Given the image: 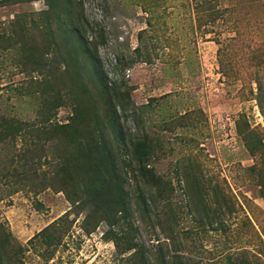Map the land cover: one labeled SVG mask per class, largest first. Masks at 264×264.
Here are the masks:
<instances>
[{"label": "rangeland", "instance_id": "rangeland-1", "mask_svg": "<svg viewBox=\"0 0 264 264\" xmlns=\"http://www.w3.org/2000/svg\"><path fill=\"white\" fill-rule=\"evenodd\" d=\"M0 1V123L39 119L43 97L57 90L84 97L89 122L116 104L122 133L153 143L162 180L147 214L145 185L132 177L129 219L96 220L66 191L43 188L45 159L32 186L22 173L31 154L23 130L0 144V171L13 172L6 183L0 177V239L9 235L0 264H130L129 237L152 263L183 252L194 264H264V113L250 92L264 71V0ZM67 24H79L75 32L98 54L115 92L105 105H93L88 66L84 91L73 86L79 76L65 73L61 54L84 49ZM72 110L65 102L50 118L67 122ZM257 139L256 153L248 143Z\"/></svg>", "mask_w": 264, "mask_h": 264}, {"label": "trees", "instance_id": "trees-1", "mask_svg": "<svg viewBox=\"0 0 264 264\" xmlns=\"http://www.w3.org/2000/svg\"><path fill=\"white\" fill-rule=\"evenodd\" d=\"M21 1L24 0L16 2ZM46 1L51 8L59 4L57 3L59 0ZM1 2L4 1H0V4H2ZM210 2L211 0H206V3ZM71 13H73L72 7L70 9ZM54 14L57 13L54 12ZM214 14V12L210 13V21L217 18V16L213 18ZM39 15L45 16L43 12ZM49 19L47 17L46 19L44 18L43 23L45 24L43 25L50 28L51 23H48ZM57 19L58 23L62 26L63 19L59 13ZM79 24L75 28L67 24L68 29L65 32L71 30V33H74ZM75 35L80 42V47L84 46V49L81 50V55L77 48L72 46L68 50V54H61L63 57L61 63L63 62L66 64L65 67H67L65 73L79 76L77 80H74L78 84L73 86L77 85L80 90L84 91L86 85L83 82L82 74L83 70L88 66L93 73L92 82L95 83V87L97 88V94L92 97V100L95 99L93 105L97 106V103H99L96 102L97 100H101L103 105H105L108 103L107 100H104L105 94L111 96L115 92L112 93L111 88L108 87L109 82L99 65L98 54L90 50L91 43L88 41V37H84L85 35L79 36L80 34L77 33ZM56 42L55 44L58 46ZM67 64L73 65L74 68L68 67ZM263 74L264 71L262 73L259 70L256 71V91L254 92V88H251L250 92L260 102L259 105L264 113ZM61 94V90H57L55 96L46 95L43 97L41 107L38 109L39 119L37 120L28 121L27 123H21L22 121L17 120L11 123L7 121L1 122L0 144L4 142L9 143L10 140L8 138L14 140L20 134L23 135L21 132L26 130L30 137L28 150L31 154H28L27 163L22 165L25 171L21 172L27 178L29 176L30 179L34 180L32 186H35L37 184L36 180L39 179L37 164L42 159H45V162L50 163V169L43 171L44 176L42 179H39L43 181V188L66 191L68 195L75 198L76 202L80 204L84 203L86 206L91 207L90 212L92 214L89 215L90 217L96 220L101 219V221L113 222L111 225L114 226L120 225L121 221H125L130 217L131 204L125 184L129 178L135 177L136 181L142 183V189L144 184L147 190L146 198H144V194L142 198L144 199L145 206H147V209L144 210L147 214L149 209L157 205L155 188L162 186V180L157 175L155 166L152 164V159L156 153L153 143L133 135L127 137L122 133L123 131L120 126L121 117L117 111L116 104L110 110L111 113L108 118L103 120L99 116L100 114L96 112V117L93 119V114L91 113V122H89V119L83 114L85 111L82 109L84 97L74 96L73 90H70L66 97ZM115 96L119 97L118 94ZM65 102H68L73 109L70 119L67 122H54L50 117L52 114H56L57 110ZM124 106L123 104L122 108L125 111ZM261 145L262 141L258 139L256 142L250 141V145L248 143L250 149L252 146L253 151H256V153L259 151ZM4 168H6V165L1 166L0 170ZM12 173L10 170H5L1 173L0 177L2 179L5 178L6 183ZM260 190L264 197V183H262ZM164 191L160 189L162 196L165 193ZM148 200L150 204H148ZM227 200L224 198V203L228 206L226 212L230 213L233 209ZM224 203L217 202L219 206ZM3 234L0 243L2 246L8 245L9 240L7 239L9 235ZM133 239L134 237H129L130 241H127L129 244L126 245L129 246L127 249L135 250L133 257L130 258V264H194L187 260L183 252H176L174 254L172 252L170 254L160 253L159 259L155 263H152L147 256L145 247L142 244L133 243ZM116 240L118 239L116 238ZM117 244L118 246L120 245L119 242Z\"/></svg>", "mask_w": 264, "mask_h": 264}]
</instances>
